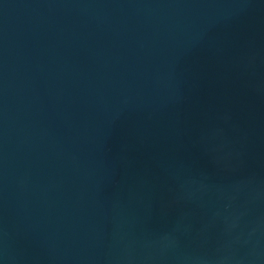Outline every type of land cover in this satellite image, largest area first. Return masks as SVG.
I'll list each match as a JSON object with an SVG mask.
<instances>
[{"label":"water","instance_id":"water-1","mask_svg":"<svg viewBox=\"0 0 264 264\" xmlns=\"http://www.w3.org/2000/svg\"><path fill=\"white\" fill-rule=\"evenodd\" d=\"M0 264H264V0H0Z\"/></svg>","mask_w":264,"mask_h":264}]
</instances>
